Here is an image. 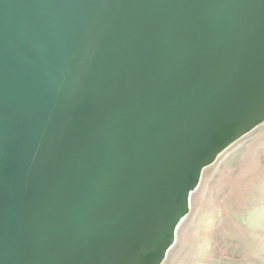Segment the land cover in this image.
<instances>
[{
	"label": "water",
	"instance_id": "95a60500",
	"mask_svg": "<svg viewBox=\"0 0 264 264\" xmlns=\"http://www.w3.org/2000/svg\"><path fill=\"white\" fill-rule=\"evenodd\" d=\"M263 121L264 0H0V264H161Z\"/></svg>",
	"mask_w": 264,
	"mask_h": 264
},
{
	"label": "rangeland",
	"instance_id": "374dc122",
	"mask_svg": "<svg viewBox=\"0 0 264 264\" xmlns=\"http://www.w3.org/2000/svg\"><path fill=\"white\" fill-rule=\"evenodd\" d=\"M161 264H264V121L203 170Z\"/></svg>",
	"mask_w": 264,
	"mask_h": 264
}]
</instances>
